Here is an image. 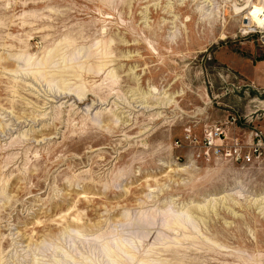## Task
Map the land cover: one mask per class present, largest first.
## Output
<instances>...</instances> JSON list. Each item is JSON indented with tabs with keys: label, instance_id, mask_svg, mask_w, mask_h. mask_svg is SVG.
I'll return each mask as SVG.
<instances>
[{
	"label": "rangeland",
	"instance_id": "rangeland-1",
	"mask_svg": "<svg viewBox=\"0 0 264 264\" xmlns=\"http://www.w3.org/2000/svg\"><path fill=\"white\" fill-rule=\"evenodd\" d=\"M252 11L0 0V264H264V166L183 139L262 126L241 88V58H264Z\"/></svg>",
	"mask_w": 264,
	"mask_h": 264
},
{
	"label": "built area",
	"instance_id": "built-area-1",
	"mask_svg": "<svg viewBox=\"0 0 264 264\" xmlns=\"http://www.w3.org/2000/svg\"><path fill=\"white\" fill-rule=\"evenodd\" d=\"M254 1L259 6L258 21H253V10L249 18L244 16L246 23L242 31L246 37L260 36V46L264 50V0ZM259 97H264V90L257 91V100ZM183 139L198 147L202 157L224 159L236 165L264 166L263 130L237 114L224 123L204 127L201 137L192 128L186 129Z\"/></svg>",
	"mask_w": 264,
	"mask_h": 264
},
{
	"label": "crops",
	"instance_id": "crops-1",
	"mask_svg": "<svg viewBox=\"0 0 264 264\" xmlns=\"http://www.w3.org/2000/svg\"><path fill=\"white\" fill-rule=\"evenodd\" d=\"M255 52L252 48V55L249 58H241V85L249 95H257L258 90H264V58H256ZM245 102H247L246 96L241 98V108ZM261 129L264 132V122Z\"/></svg>",
	"mask_w": 264,
	"mask_h": 264
},
{
	"label": "bare ground",
	"instance_id": "bare-ground-1",
	"mask_svg": "<svg viewBox=\"0 0 264 264\" xmlns=\"http://www.w3.org/2000/svg\"><path fill=\"white\" fill-rule=\"evenodd\" d=\"M253 1H254V0H248V4H249V7H251V5H252V9H253V10L256 9V11L254 10V11H255V14L253 15V17H254V18H253V19H254L253 21H255V20L258 21L256 16H257V13H258V11H259V6H258L256 3L253 5ZM247 17L249 18L250 15L247 16ZM104 55H105V54H104ZM261 200H264V197H263V198H260V199H258V200H256V202H257V201L259 202V201H261Z\"/></svg>",
	"mask_w": 264,
	"mask_h": 264
}]
</instances>
